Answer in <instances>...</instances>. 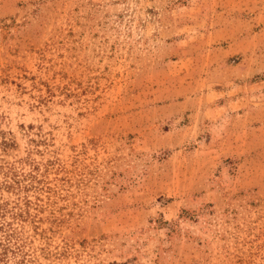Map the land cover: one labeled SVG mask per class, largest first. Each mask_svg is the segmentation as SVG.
<instances>
[{
  "label": "rangeland",
  "instance_id": "1",
  "mask_svg": "<svg viewBox=\"0 0 264 264\" xmlns=\"http://www.w3.org/2000/svg\"><path fill=\"white\" fill-rule=\"evenodd\" d=\"M0 264H264V0H0Z\"/></svg>",
  "mask_w": 264,
  "mask_h": 264
}]
</instances>
